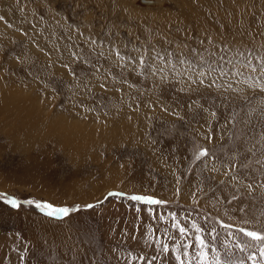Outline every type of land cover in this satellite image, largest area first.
I'll return each instance as SVG.
<instances>
[{
    "label": "rangeland",
    "instance_id": "1",
    "mask_svg": "<svg viewBox=\"0 0 264 264\" xmlns=\"http://www.w3.org/2000/svg\"><path fill=\"white\" fill-rule=\"evenodd\" d=\"M146 3L0 0V192L81 205L0 203V264H178L193 223L251 264L224 253L264 229V0Z\"/></svg>",
    "mask_w": 264,
    "mask_h": 264
},
{
    "label": "snow or ice",
    "instance_id": "2",
    "mask_svg": "<svg viewBox=\"0 0 264 264\" xmlns=\"http://www.w3.org/2000/svg\"><path fill=\"white\" fill-rule=\"evenodd\" d=\"M154 0H147L145 7H151ZM127 10V9H125ZM5 17L0 15V21H4ZM11 27V25H8ZM119 55V53H117ZM123 59V57H121ZM139 64L144 65L145 60L141 57L139 59ZM200 77H204L205 73L200 72ZM203 83L201 79L199 81ZM208 151L206 149L201 150L197 159H200L203 156H207ZM249 188L252 185H248ZM126 194L122 191H109L105 197L101 200H97L95 203H87L83 205V209L86 210H95L100 204H102L104 199H108L110 197H122ZM127 199L129 201L139 202L147 205H160L166 203L165 201L155 199L152 195H145V194H131L127 195ZM0 203L8 206L13 210H20L23 205L34 206L36 209H39L41 213L44 214L45 217L50 218L52 220L61 221V222H69L73 219V214L79 213L81 211V205L77 204L75 206H58L53 202L43 201V200H33V199H18L13 195H9L5 192H0ZM175 220V217H173ZM224 229L230 230L232 228L231 224H222L221 225ZM173 227L176 228L179 232L181 238H184L188 234V230L181 226L178 223H174ZM192 229L195 230L194 236V244L193 243H177L175 246L174 251L176 252L175 259L178 264H186L185 259L182 257H189L187 264H234L231 259H222L221 253L217 251V248L211 243V241H215L218 238L217 235H212V232H208V235L211 236V241L207 240L205 236L201 235L204 231L202 226H198L195 223L192 224ZM215 231V230H212ZM237 231L243 236L249 238L252 242L243 243H235L233 246L229 247L225 245V253L224 256L228 257L231 254L232 247L239 249L240 252H248L249 247H254L257 249L255 252H248L247 260L251 262V264H264V229L262 230H248L246 228H239ZM229 235H233V233L229 232ZM69 240L72 239L71 236L68 237ZM196 248V252L194 256H190L188 251L191 247ZM75 247V245H73ZM181 248H183V252H181ZM162 251L164 253H168L170 251L169 246L164 244L162 247ZM75 260V257H73ZM131 260L135 259H144L143 257L137 258L130 256ZM155 260V257L152 258ZM91 264H96L95 261H92L89 258ZM148 264H151V261H148ZM239 264H245V260L241 259Z\"/></svg>",
    "mask_w": 264,
    "mask_h": 264
},
{
    "label": "bare ground",
    "instance_id": "3",
    "mask_svg": "<svg viewBox=\"0 0 264 264\" xmlns=\"http://www.w3.org/2000/svg\"><path fill=\"white\" fill-rule=\"evenodd\" d=\"M68 133V132H67Z\"/></svg>",
    "mask_w": 264,
    "mask_h": 264
}]
</instances>
